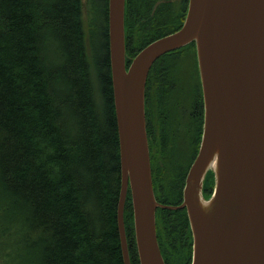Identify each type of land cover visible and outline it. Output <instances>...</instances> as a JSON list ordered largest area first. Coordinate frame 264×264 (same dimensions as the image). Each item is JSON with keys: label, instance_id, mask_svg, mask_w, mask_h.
Returning <instances> with one entry per match:
<instances>
[{"label": "trees", "instance_id": "16d2710c", "mask_svg": "<svg viewBox=\"0 0 264 264\" xmlns=\"http://www.w3.org/2000/svg\"><path fill=\"white\" fill-rule=\"evenodd\" d=\"M83 1L0 0V264H124L117 227L121 170L108 46V0H88V31ZM153 3L127 0L128 62L133 56L129 52L136 53L160 35L139 46L142 37L129 35L140 18L137 10H149ZM87 40L94 48V63ZM193 48L190 43L159 57L146 82L153 187L157 200L165 204L180 202L183 185L177 188V174L175 179L163 174L166 167H156L155 160L165 163L169 156L180 172L187 153L175 125L185 107L182 101H175L190 94L191 115L198 110L186 60L172 57L177 51ZM93 74L99 82L103 108L93 93ZM154 110L159 117L162 110L165 118L159 122L160 135L151 138ZM196 119L190 124L194 134ZM165 125L170 126L168 133ZM199 138L200 132L192 158ZM212 186L209 171L205 195ZM177 189L179 200L170 201L177 196ZM178 211H183L182 217ZM157 212V237L166 264H190L191 233L185 209L159 207ZM125 217L131 264H139L130 191Z\"/></svg>", "mask_w": 264, "mask_h": 264}, {"label": "water", "instance_id": "95a60500", "mask_svg": "<svg viewBox=\"0 0 264 264\" xmlns=\"http://www.w3.org/2000/svg\"><path fill=\"white\" fill-rule=\"evenodd\" d=\"M125 4L126 0H108L107 9L121 170L117 227L123 263L131 264L124 212L129 190L140 264H166L156 230L158 207L186 209L193 244L189 245L190 264H264V0H189L182 26L148 43L128 66ZM147 13L143 10L141 19ZM182 17L178 15L181 21ZM171 26L172 21L159 24L154 36ZM147 39H138V46ZM190 42L195 44L202 86L203 132L194 160L196 134L187 130L178 136L187 152L180 172L169 156L165 163L156 158V167H166L163 174H172L173 179L177 174V188L184 185L181 203L164 204L156 199L153 189L145 86L155 60ZM189 52L177 51L172 59L186 60L188 65ZM181 101L176 99L175 104ZM159 113L161 117L156 110L152 115L151 138L161 133L159 122L165 116L162 110ZM169 128L165 125L166 133ZM190 158L193 162L186 169ZM209 169L215 183L213 193L205 198L203 179ZM178 197L177 189V196L170 201H178ZM176 214L182 217L183 211Z\"/></svg>", "mask_w": 264, "mask_h": 264}, {"label": "flooded vegetation", "instance_id": "af4514ba", "mask_svg": "<svg viewBox=\"0 0 264 264\" xmlns=\"http://www.w3.org/2000/svg\"><path fill=\"white\" fill-rule=\"evenodd\" d=\"M187 5H188V0H154L152 7L149 10H146V12L148 13L146 15L143 14L142 19L140 18L143 13V10H137V13L140 15V18L136 20L134 22V25L130 28L131 32L129 35H133L134 38L137 39L140 37L149 38L155 35L156 32H154V29L159 24L165 23L167 21H172V26L169 29H166L161 33H159L160 34L159 36H161L163 32L166 33L175 30L177 24L181 21L178 19V15L182 14L183 16L182 22H183L187 10ZM193 50L194 49H191V51L188 53L190 63L186 65V69H187V75H191L190 81L192 82V85L194 86L198 96V104L196 103L198 110L194 116L191 115V105H192L191 96L190 94L185 96L184 99L182 100V108L183 106L185 107L184 112L186 111V113L183 112L182 116L179 117L180 120L178 124V132L179 135L182 136L187 130L190 131L191 130L190 124L192 121L191 119L196 117L197 118L196 123L199 125V129L196 128V132H195L197 137V134L202 129L204 104H203L202 89H201V83L199 80L198 71L196 72V69L198 68L196 52L195 50L194 51ZM198 82L200 85L201 95L198 94Z\"/></svg>", "mask_w": 264, "mask_h": 264}, {"label": "rangeland", "instance_id": "374dc122", "mask_svg": "<svg viewBox=\"0 0 264 264\" xmlns=\"http://www.w3.org/2000/svg\"><path fill=\"white\" fill-rule=\"evenodd\" d=\"M96 1L99 2L100 0H96ZM83 2H84L85 7H86L84 12H83V19H84L86 30L88 31V28H87L88 25L87 24H88V19H89V16H90L89 15V10H88L89 2H88V0H84ZM91 20H92V18H91ZM87 48H88V50L90 52V58L93 59V62L92 61L91 62L94 63V48H93V46L91 47L89 40H87ZM94 72L95 71H93V73ZM93 78H95L94 74H93ZM92 88H93V93H94L95 98L98 99L99 107L103 108V99H102V96H101L99 82H98L97 78L93 79Z\"/></svg>", "mask_w": 264, "mask_h": 264}]
</instances>
